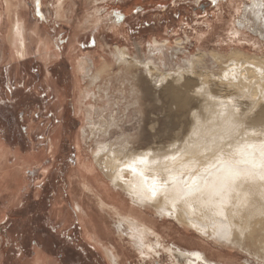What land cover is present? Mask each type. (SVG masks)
Instances as JSON below:
<instances>
[{
	"label": "bare ground",
	"instance_id": "6f19581e",
	"mask_svg": "<svg viewBox=\"0 0 264 264\" xmlns=\"http://www.w3.org/2000/svg\"><path fill=\"white\" fill-rule=\"evenodd\" d=\"M99 1L102 0H85V4ZM251 2L250 12L264 26V0ZM70 3L77 5V0H57V14L63 16ZM99 12L96 10L95 15ZM250 12L238 26L252 27L247 17ZM89 23L87 19L84 26ZM113 24L118 28L119 23ZM23 26L18 18L12 24L9 39L17 54L26 48ZM153 43L148 61L141 60L127 47L107 50L100 46L99 50L113 57L121 73L124 70L133 76L145 99L151 102L152 110L159 111L163 119L176 114L187 116L189 127L167 136L156 132L149 144L136 148L104 147L92 162L79 146L78 165L70 185L75 213L87 241L101 248L110 264L124 262L111 231L144 262L159 255L160 249L168 251L164 245L166 237L175 235L174 240L180 245L168 252L177 264L234 263L220 251L213 254L209 244L200 246L180 234L176 224L165 226L158 220L165 222L170 218L214 242L240 249L264 262V55H249L241 49L228 55L199 52L186 68L166 72V42L155 39ZM40 48L50 52L47 45ZM73 61L78 82H102L112 74L103 76L104 73L114 71L107 65L95 73L88 58L79 55ZM209 61L218 71L217 77L210 75ZM197 64L201 70L196 69ZM195 86L198 98L191 94ZM90 96L88 90L78 92L76 104L84 119L94 112L91 105L87 107ZM169 105L176 108L172 110ZM176 125L177 122L173 127ZM52 146L55 148L56 142ZM6 155L7 148L1 144L0 161ZM37 158H25L24 164ZM97 165L106 181L101 179ZM16 166L6 174L0 172V177L18 178L20 172L15 170L20 167ZM198 245L204 246V250H195ZM183 246L188 249H182ZM208 253L213 258L218 256V262ZM37 258L38 264L46 262L42 254L38 253Z\"/></svg>",
	"mask_w": 264,
	"mask_h": 264
},
{
	"label": "rangeland",
	"instance_id": "374dc122",
	"mask_svg": "<svg viewBox=\"0 0 264 264\" xmlns=\"http://www.w3.org/2000/svg\"><path fill=\"white\" fill-rule=\"evenodd\" d=\"M85 3V0H77V5L67 4L62 12L63 16H59L56 9L57 0H0V67H8L9 78L13 81L23 83L26 88L29 86L34 89L39 88L41 97L47 95L48 90L50 97H54L57 101L56 117L61 118L65 123L62 128L59 127L60 125L56 126L54 131L56 136L52 137V142H49L47 132H43L40 124L38 135L43 137H39L38 146L35 144L30 146L27 138L12 139L11 137L6 141L4 136L0 137V145L7 148V155L3 160L4 167L0 171L3 172L2 174L8 173L9 168L15 167V163L20 167L15 170L20 172V175L15 182L10 181L13 182L12 186L8 185L11 192L5 190L0 192L2 198H0V227L2 222L7 221L1 230L11 224L13 239L21 235L16 234L17 230L21 231V227H16V217H21L19 209L9 208L10 205L13 207L11 199L14 197L17 199L19 195H27L39 201L38 208L44 213H47L55 203L53 211L60 215V217L58 215L59 221L61 224L63 221L66 222V226L70 225L71 228L62 236L66 241H63L62 237L54 239L57 245L55 250L47 249L49 246L45 241L48 237V233L45 232L47 227L41 228L35 236L25 234L23 239L26 248L20 256L24 259V264H29V259H25L27 257H35L34 262L37 264L38 253L47 259L48 264H56L52 259L60 256H64L66 264H110L101 248L87 241L84 229L80 227L79 218L75 213L70 177L78 165L79 146L82 147L84 156L92 162L98 151L104 147L136 148L149 144L152 141L151 135L155 136L156 132L167 136L168 133L177 134L185 126L189 127L187 116L182 118L176 114L174 117L163 119L159 111L152 110V104L145 99L138 82L124 70L121 73L113 57L99 50L100 46L107 50L109 47L112 49L127 47L135 56L148 61L151 59L150 53L153 51L151 46L155 39L161 43L166 42L167 46L164 49L166 72L174 71L179 67L186 68L187 63L199 52L217 51L228 55L233 50H242L249 55H264L262 37L264 26L263 23L256 21L250 12L251 0H216V2L213 0H141L140 2L102 0L91 5ZM96 10L100 11L97 16ZM247 12H250L247 17L253 28L238 26L239 22L244 21ZM91 15L95 16L91 17ZM17 18L22 20L25 29L27 53L24 56L15 53L9 39L13 33L12 24ZM87 19H90V23L84 26ZM114 22L119 23L118 28L115 27ZM258 31L263 33L260 35ZM45 45L50 47L49 51L53 57L52 54L49 55L50 52L40 48ZM75 55H79L80 58L87 57L89 66L95 73L102 71L107 65L114 68V71L110 69L104 73L103 76L112 74L102 82L94 84L91 80L78 82L74 72ZM159 62L155 64L160 65ZM209 66L212 70L210 75L217 77L219 73L210 61ZM196 69L202 68L197 64ZM197 88V86L192 88L191 94L195 98L199 97ZM81 89L91 93L87 107L91 105L94 112L88 119H84V115L78 113L79 107L76 103ZM59 101H64L65 106L59 105ZM169 108L174 110L176 107L169 105ZM175 122L177 125L173 127ZM55 142L54 148L52 144ZM34 155L38 156L36 161L29 160V165L24 164L25 158ZM96 170L101 179L106 181L98 165ZM24 178L26 185L21 189ZM79 194L82 197V193ZM7 208L11 210L7 211ZM41 219L39 223L45 220L42 217L39 220ZM158 220L166 224L165 226L176 224L174 227L180 234L192 238L199 245L209 244L214 251L213 254L220 251L225 254L224 258L225 256V259L230 258L233 264H264L253 255L214 242L185 224H178L170 218L165 222L160 218ZM159 232L163 233V230L160 229ZM111 234L114 245L123 256V264H177L168 252L172 248L175 249L176 245H180V242L174 240L175 235L169 238L163 233L166 237L165 248L169 250L160 249V256L154 255L144 262L137 252L133 249L129 250L128 245H123L119 241L114 231H111ZM68 237L71 242H67ZM33 239L38 242L35 247L39 246L43 249L31 250L30 244ZM64 244L70 249H60ZM199 245L195 250L201 248L204 250V246ZM181 248L188 249L184 246ZM33 252L36 253L35 256ZM208 254L215 262L220 259L218 256L213 258L214 255ZM3 256L16 258L17 254L14 249L5 248L0 250V257ZM224 258L221 261L223 263H225Z\"/></svg>",
	"mask_w": 264,
	"mask_h": 264
},
{
	"label": "crops",
	"instance_id": "0c3cea01",
	"mask_svg": "<svg viewBox=\"0 0 264 264\" xmlns=\"http://www.w3.org/2000/svg\"><path fill=\"white\" fill-rule=\"evenodd\" d=\"M25 47L26 48L22 53L20 54H17L16 52L15 53L17 55L24 56L27 53V45ZM51 54L52 53L50 52L49 55ZM51 56L53 57V54ZM54 56L56 57V54H54ZM8 70H9L8 67H4V68L0 67V137L2 138V136H4L6 138V141H8L7 139L11 137L12 139L27 138L29 142L27 143L30 144V146L31 145L34 146V144L38 146L39 143L38 141L40 140L39 137H43V135L40 136L38 135L39 125L41 124L40 127L42 126L43 132H47V137L50 140L49 142H52L53 138L56 136L54 134L56 126L60 125L59 127L62 128L63 124H65L61 121V118L58 119L55 115L57 101L55 100L54 97H50V93L47 89L45 90H47L48 94L47 95L44 94L43 97H41L39 95V88L34 89L31 86L26 88L23 83H18L16 80L13 81V79L9 78L10 73ZM63 102L64 101L61 102L59 101V105L62 104V106H65ZM6 141L4 142L8 143ZM9 145L12 146V144ZM0 163L2 164V168H3L4 167L3 161H0ZM6 169L7 168L5 167V170ZM28 173L30 172L28 171ZM16 179L17 178H15L14 176L7 177L5 179L0 177V192L4 190L5 191L8 190V185L9 186L13 185V182L10 181L15 182ZM21 183H22L21 189H23V187L26 185V179L24 178V180ZM36 196L38 197V195ZM14 199L15 197L11 199V201H13L12 202L13 207H11L10 205L9 208L15 207L19 209V214H21L20 215L21 217L18 218L16 217V221H17L16 227H21V231L17 230L16 234L20 233L23 237H21V235H17L13 239L12 234L14 233L10 230L12 227L11 224L7 227H3L1 230V227L5 223H7V221L5 220L4 222L1 223L0 250L5 248L14 249L16 251L17 257L16 258L13 257L7 258V256L0 257V264H24L23 263L24 259H21L20 256H22L23 251L26 248L25 239H23L25 234L26 235L30 234L35 236V234H38L40 232L41 228L47 227L48 229L45 231L46 233H48V237L45 238L46 239L45 241L47 242V246L49 245L47 249L55 250L57 248L55 242L56 237H59L60 239L63 235L67 234L71 229L70 225L68 227L66 226L67 225L66 222L64 223L63 221V224H61V222L59 221L60 215L57 214L56 211H53L55 208V203L51 205L47 213H44V211L40 212V209L38 208L40 207L39 206L40 202L37 200H33V198L27 195L26 196L19 195L17 199L15 200ZM35 209H37L36 212H34ZM9 210L11 209H8L7 211ZM38 217L39 219L42 217L45 220L42 223H39L38 221H42V219L37 220ZM81 232H82V228H81ZM62 240L66 241V238L62 237ZM69 241L71 242L70 237H68L67 239V242ZM37 243L38 242L36 240L34 239L32 240L31 244L33 246L30 244L31 250L39 251L40 249H43V247L42 248H39V246L38 248L35 247ZM60 249L66 250L70 248L68 247V245L64 244L63 246H60ZM32 254L34 256L36 255L35 252H33ZM12 255L14 256L13 253ZM25 259H29L28 261L29 264H35L34 262L35 257L34 258L27 257ZM52 260H54V263L56 264H66V259L64 258V256H60L58 258L55 257ZM36 261L38 264L37 255H36ZM43 264H48L47 259L46 262H44Z\"/></svg>",
	"mask_w": 264,
	"mask_h": 264
},
{
	"label": "snow or ice",
	"instance_id": "6c2138e0",
	"mask_svg": "<svg viewBox=\"0 0 264 264\" xmlns=\"http://www.w3.org/2000/svg\"><path fill=\"white\" fill-rule=\"evenodd\" d=\"M213 2H216V0H213ZM133 171H135V169H133ZM156 195V193H155V191H153V196H155Z\"/></svg>",
	"mask_w": 264,
	"mask_h": 264
}]
</instances>
